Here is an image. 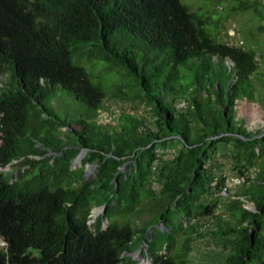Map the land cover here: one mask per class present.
<instances>
[{
	"label": "trees",
	"instance_id": "obj_1",
	"mask_svg": "<svg viewBox=\"0 0 264 264\" xmlns=\"http://www.w3.org/2000/svg\"><path fill=\"white\" fill-rule=\"evenodd\" d=\"M206 23L181 0H0V74L7 66L14 83L0 87V264H136L126 252L142 241L152 264H190L193 220L213 212L204 199L214 191L208 161L221 136L230 135L242 166L264 157V129L240 126L234 115L238 100L255 98L259 55L212 36ZM95 63L103 72H92ZM113 71L111 94L136 90L154 113L149 145L136 139L144 120L130 113L117 124L97 122L110 86L104 74ZM61 91L83 104L79 117L62 119L51 106ZM201 92L213 96L220 125L206 120ZM178 114L193 124L190 136L177 127ZM176 139L178 156L193 167L171 201L151 177L156 148ZM83 148L82 161L96 167L91 178L73 167ZM259 176L209 231L226 252L220 264H264ZM243 196L260 213L245 209Z\"/></svg>",
	"mask_w": 264,
	"mask_h": 264
},
{
	"label": "rangeland",
	"instance_id": "obj_2",
	"mask_svg": "<svg viewBox=\"0 0 264 264\" xmlns=\"http://www.w3.org/2000/svg\"><path fill=\"white\" fill-rule=\"evenodd\" d=\"M181 2L190 11H197L205 18L207 22L205 29L212 36H217L219 40L223 41L225 37H229L226 33L230 29H234L236 36L239 34L241 37L239 39L244 41V46L253 48L258 53L260 67L253 77L257 91L255 98L253 100H238L234 106V115L240 126L252 130L264 129V0H181ZM150 70L151 66H144L146 73H149ZM92 72L101 73L103 71L99 70V64L95 63ZM104 75L107 77L106 81L110 86L108 95L103 100V108L96 118L97 122L117 124L120 113H130L144 120V124L138 129L136 139L145 145H149L148 137L155 128L153 124L154 113L150 105L144 101L142 96H138L136 90L129 91L125 87L124 91L126 90L128 94L126 97H114V94H111L114 89L110 87H112L113 82L118 83L119 78L115 76L114 71L106 72ZM10 78V69L6 66L4 72L0 74V87L14 84ZM92 80L95 81V78L92 77ZM201 97L203 100L202 109L205 111L206 120L215 126L220 125L221 119L215 112L211 93L201 92ZM50 104L62 119L77 118L84 111L83 104L75 100L67 91L57 93L50 101ZM181 104L180 102L178 105ZM180 111L183 113L185 110ZM176 125L185 135L190 136L193 124L188 121L187 116L178 114ZM221 140L217 143V150L208 161L209 168L213 174L214 191L211 195L206 196L207 198L204 199V202L212 207L213 212L201 215L196 220H193L197 221L199 226L192 235V247L188 255L190 264H220L218 260L223 261V256L226 252L223 250L222 244L215 245L209 235V231L215 227L216 216L219 213L229 219L231 214L228 202L235 198L236 192L247 186L255 188L258 183L263 182L259 174H264L261 172L264 157H258L251 166H242L245 162L236 161L233 157L236 149L231 142L230 135L221 136ZM180 150L181 143L177 139L173 140L172 144H167L165 148L161 146L156 148L159 158L154 162L151 185L157 193L162 192L171 201H174L177 195L187 189L189 178L192 175V160L187 155L178 156ZM130 163L131 160H127L121 166V170H129ZM19 167L20 165H8L6 169L12 170L14 173ZM73 167L82 169L87 178L93 177L96 172L94 163H84L82 159L80 162L73 164ZM220 182L221 185L216 187V183L219 184ZM240 198L255 202L247 196ZM100 212L101 210L97 212V215ZM132 221L135 227L141 225L138 217ZM156 226L161 225L157 224ZM141 244L142 242L137 248ZM142 254L145 258L144 251H142ZM126 255L135 260L136 264H148L144 261L138 263L132 254ZM150 262L152 263L151 258Z\"/></svg>",
	"mask_w": 264,
	"mask_h": 264
},
{
	"label": "water",
	"instance_id": "obj_3",
	"mask_svg": "<svg viewBox=\"0 0 264 264\" xmlns=\"http://www.w3.org/2000/svg\"><path fill=\"white\" fill-rule=\"evenodd\" d=\"M86 153V149L83 148L80 150V152L77 154V156L75 157L74 161H73V164L75 163H78L81 161L82 157L84 156V154ZM121 169V168H120ZM117 184V182H116ZM242 202H243V207L247 210H250L252 211L254 214H257V212L259 211V207L258 205L255 203V202H252L250 200H247V199H241ZM104 205L102 206H98V207H94L92 210H91V214L93 216V218H95L97 216V212L99 210L102 211V213H104ZM108 222V220H105L103 222V226H106V223ZM150 230V229H149ZM143 246L146 247L147 246V243L146 241H142V244L139 248H137L135 251L129 253V252H126L127 254H132L138 261V263L144 261L148 264H152L150 262V256H149V253L146 251H144L146 257L144 258L143 257V254H142V251H143Z\"/></svg>",
	"mask_w": 264,
	"mask_h": 264
},
{
	"label": "built area",
	"instance_id": "obj_4",
	"mask_svg": "<svg viewBox=\"0 0 264 264\" xmlns=\"http://www.w3.org/2000/svg\"><path fill=\"white\" fill-rule=\"evenodd\" d=\"M229 37H225V40H223V42H225L228 45H240V46H244V41L239 36V34H237L236 36V32L234 29H230L227 33H226ZM236 36V37H235ZM228 39V40H226ZM182 104L179 106H182L184 104V102H181ZM1 245H3L4 243H0Z\"/></svg>",
	"mask_w": 264,
	"mask_h": 264
}]
</instances>
